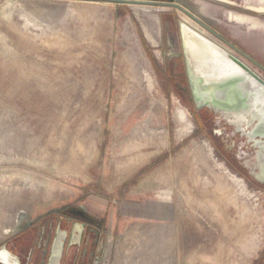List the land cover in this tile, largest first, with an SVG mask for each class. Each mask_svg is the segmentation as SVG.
Returning a JSON list of instances; mask_svg holds the SVG:
<instances>
[{
    "label": "rangeland",
    "instance_id": "1",
    "mask_svg": "<svg viewBox=\"0 0 264 264\" xmlns=\"http://www.w3.org/2000/svg\"><path fill=\"white\" fill-rule=\"evenodd\" d=\"M177 2L264 57V0ZM136 5L148 10L0 0V246L28 264L38 229L64 216L103 228L99 264H264L254 151L224 148L212 111L181 92L180 22L210 30Z\"/></svg>",
    "mask_w": 264,
    "mask_h": 264
},
{
    "label": "water",
    "instance_id": "2",
    "mask_svg": "<svg viewBox=\"0 0 264 264\" xmlns=\"http://www.w3.org/2000/svg\"><path fill=\"white\" fill-rule=\"evenodd\" d=\"M114 1L127 4H162L176 7L216 33L176 2L156 3L154 0ZM186 33H190L209 48L211 59L209 63L203 62L199 65L193 59L191 45L186 38ZM180 35L183 49L181 54L184 56L189 88L196 108L198 110L207 108L212 111L218 120L224 121L228 128L234 130L239 140L243 139L247 142L248 147H251L254 151L253 165L260 171L256 176L264 181V79L212 40L206 33L186 20L180 22ZM217 61L219 62L217 63ZM221 63L229 65V68L225 69ZM71 234L72 237L74 230ZM64 244V242H54L51 253L53 263L59 261L64 251ZM98 258L96 264H99L100 255ZM0 264H21L19 257L12 252L8 244L0 246Z\"/></svg>",
    "mask_w": 264,
    "mask_h": 264
},
{
    "label": "flooded vegetation",
    "instance_id": "3",
    "mask_svg": "<svg viewBox=\"0 0 264 264\" xmlns=\"http://www.w3.org/2000/svg\"><path fill=\"white\" fill-rule=\"evenodd\" d=\"M154 2H177V0H154ZM179 4V3H178ZM142 7V6H141ZM145 8L143 11L146 12L148 8ZM178 9L176 7H173ZM194 15V14H193ZM198 18V17H197ZM193 21V20H192ZM159 23V19L156 20ZM194 22V21H193ZM201 27V26H200ZM203 29V28H202ZM145 35L147 34V39L153 43L157 44L159 42L160 31H155L151 29L148 25L144 23ZM216 32V31H215ZM208 35L212 40L220 44L235 57L240 59L243 63L248 65L253 71L260 75L264 79V57L255 58L250 54L246 53L240 47L232 43L230 40L219 34L218 32L214 33L210 31ZM157 37V38H156ZM241 50V51H240ZM183 52V49H182ZM181 52V53H182ZM179 53L177 58L183 65L184 76L188 80L186 73L185 60L184 56ZM264 56V55H263ZM178 63L176 66H178ZM176 78H180L181 73L175 74ZM189 83V82H188ZM184 97H187L189 93L191 100L192 94L188 91L184 92L181 90ZM186 93V94H185ZM222 125V128L226 130L230 129L225 124L224 121L218 120ZM234 136L232 138V144L235 148L240 150V153L250 150L253 151L251 147H248V144L243 139H238V135L232 130ZM224 132H219L218 135H221V143L224 145V148H227L226 139L223 138L222 134ZM34 230V229H32ZM38 238L35 242L31 243L26 252V262L28 264H96L98 257L103 248L102 230L99 225L95 224L91 220L86 218H75V217H61L57 221H51L47 224L42 225L39 229ZM72 230H74V235L71 237ZM84 230V233H83ZM68 232V234H67ZM67 234V239L65 238ZM64 242V251L61 254L59 261L53 263L51 261V253L54 246V242Z\"/></svg>",
    "mask_w": 264,
    "mask_h": 264
},
{
    "label": "bare ground",
    "instance_id": "4",
    "mask_svg": "<svg viewBox=\"0 0 264 264\" xmlns=\"http://www.w3.org/2000/svg\"><path fill=\"white\" fill-rule=\"evenodd\" d=\"M131 6L133 7V9L135 10V12L137 14H139L140 10H144L141 6L136 5V4H131ZM183 19L186 20L187 22H189L190 24H192L194 27L200 29L201 31H203L204 33L207 34V32L205 30H202V28L198 24L193 22L187 16H183ZM186 38L191 45V52H192L193 59L196 60L199 65H201L203 62H206V64L209 63L211 60L210 56H209V54H210L209 48L205 44H203V42H201L200 40H198L194 36L190 35V33H186ZM214 57H216V56H214ZM215 60H218V59H215ZM218 62L219 61H217V63ZM221 64H222V66H224L225 69L229 68V65H227L225 63H221Z\"/></svg>",
    "mask_w": 264,
    "mask_h": 264
},
{
    "label": "crops",
    "instance_id": "5",
    "mask_svg": "<svg viewBox=\"0 0 264 264\" xmlns=\"http://www.w3.org/2000/svg\"><path fill=\"white\" fill-rule=\"evenodd\" d=\"M260 43H262L264 45V40H261ZM262 54L264 55V47L262 49ZM209 117L214 119V122L216 123L217 126H221L222 125L218 121V119L216 118V115L214 113H212V112L209 113ZM220 128H222V127H220ZM221 131L224 132L222 134V136H223V138L226 139V143L228 144L227 146L230 147V149H235V146L232 144V141H231L233 136H234L233 131L226 130V128H222ZM251 154H252V152H250V151H244L242 153L239 152V158L240 159H244L246 157H249ZM100 228H101V230L103 229L101 226H100ZM6 242H10V237L5 239L4 241H0V245L3 244V243H6Z\"/></svg>",
    "mask_w": 264,
    "mask_h": 264
}]
</instances>
